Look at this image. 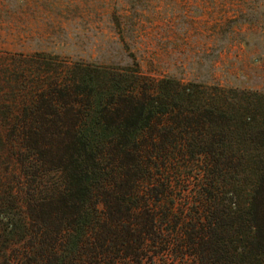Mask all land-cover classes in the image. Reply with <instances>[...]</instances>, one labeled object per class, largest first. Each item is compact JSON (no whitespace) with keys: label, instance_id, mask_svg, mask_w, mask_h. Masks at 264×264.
Masks as SVG:
<instances>
[{"label":"trees","instance_id":"trees-1","mask_svg":"<svg viewBox=\"0 0 264 264\" xmlns=\"http://www.w3.org/2000/svg\"><path fill=\"white\" fill-rule=\"evenodd\" d=\"M47 67L0 111L3 264H264V97Z\"/></svg>","mask_w":264,"mask_h":264},{"label":"rangeland","instance_id":"rangeland-1","mask_svg":"<svg viewBox=\"0 0 264 264\" xmlns=\"http://www.w3.org/2000/svg\"><path fill=\"white\" fill-rule=\"evenodd\" d=\"M74 64L264 97V0H0V111L23 96L28 70ZM3 132L0 202L14 170ZM9 211L20 213L10 204L0 210V251L8 255L18 244L2 234Z\"/></svg>","mask_w":264,"mask_h":264}]
</instances>
